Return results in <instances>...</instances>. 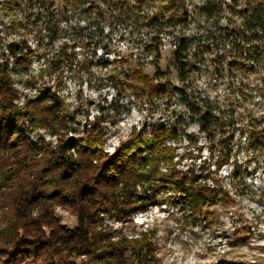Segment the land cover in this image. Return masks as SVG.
<instances>
[{"label": "trees", "instance_id": "16d2710c", "mask_svg": "<svg viewBox=\"0 0 264 264\" xmlns=\"http://www.w3.org/2000/svg\"><path fill=\"white\" fill-rule=\"evenodd\" d=\"M65 1L70 9L56 5V0H38L39 11L34 14L32 26L26 28L27 36L7 44L17 69H9V57L0 62V264H164L155 230L128 234L115 228V223H124L160 201H177L195 215H206L213 204L229 203L231 196L223 194L213 175L230 161L234 146L244 145L246 151L264 150V127L248 120L247 136L242 140L236 131L241 124L245 127V120L235 111L221 110L213 102L203 104V114L200 107L193 109L191 119L198 115L199 128L207 137L213 139L221 133L229 144H224L225 152L211 163L214 170L201 162L183 169V153L175 143L184 136L196 135L176 126L147 122L133 127L126 139L109 152L100 121L95 118L78 125L75 111L49 85L19 103L21 92L14 86L18 81L13 74L20 72L25 79L31 78L29 71L35 48L39 47L29 41L32 34L39 44L45 38L52 43L61 37L73 41L68 50L65 40L55 52L57 57L51 59L60 68L74 64L73 48L82 45L84 35L77 32L80 27L70 24L76 15L96 24V28L137 27L146 19L143 23L157 27L158 33L171 27L167 21L172 16H187L184 11L171 9L172 0L166 2V8L162 3L157 6V0H133L134 6L128 8L131 12L114 15L110 20L100 17L92 0ZM43 2H47L45 10ZM220 6L207 0L198 8L212 13ZM145 7L147 14L142 12ZM164 9L170 11L167 18ZM233 15L238 22L231 31V42L250 55L235 57L233 63L243 65V61L253 59L264 66V0H246L243 6L233 9ZM149 48L158 51L152 43ZM186 50L182 39L175 51L182 79L186 78ZM118 80L135 97L151 101L163 93L170 99L176 90L140 69L130 74V80ZM181 96L189 105L188 98ZM42 129L51 131L55 140L40 135ZM238 167H233L232 175L242 181V165ZM58 208L76 218L73 227L62 223Z\"/></svg>", "mask_w": 264, "mask_h": 264}, {"label": "rangeland", "instance_id": "374dc122", "mask_svg": "<svg viewBox=\"0 0 264 264\" xmlns=\"http://www.w3.org/2000/svg\"><path fill=\"white\" fill-rule=\"evenodd\" d=\"M168 1L154 3L157 6L162 3L166 8ZM206 1L172 0L171 9L184 11L187 16L185 19L172 16L167 21L171 27L164 33H158L157 27L145 25L146 19L137 27L131 24L96 28V24L76 15L70 24L78 25V34L84 36L82 45L73 48L74 64L66 67L56 68L51 59L57 57L55 52L65 40L68 50L73 41L61 37L52 43L45 38L39 44L32 34L29 41L39 47L35 48L37 52L29 71L31 78L25 79L20 72L13 74L18 81L14 86L21 92L18 102L22 103L25 96H34L40 87L49 85L51 91L58 92L75 111L78 125L95 118L100 121L109 152L126 139L133 127L139 128L147 122H166L196 135L174 142L180 154L183 153L180 167L185 169L200 162L208 167L217 155L225 152L224 144L229 143L223 140L225 135L221 133L213 139L207 137L199 128L198 115L191 119L192 110L200 107L203 114V104L213 102L221 110L235 111L237 117L240 115L245 120V127L241 124L236 131V136L242 135L244 140L248 120H252L254 126L264 127V66L257 65L253 59L243 61V65L232 60L250 56L245 48L241 50L231 42V31L238 22L233 9L243 6L246 0H211L221 5L212 13L198 8ZM92 2L100 17L107 20L118 14L126 16L131 12L128 8L134 6L133 0ZM55 3L71 8L65 0ZM46 5L47 2H43V10ZM37 6L38 0H0V62L9 57V42L27 36L26 28L35 21ZM164 10L166 18L169 17V9ZM148 11L145 7L142 12L147 14ZM182 39L187 46L185 79L181 78L175 59ZM151 43L157 46V52L149 48ZM9 60V69H17L12 58ZM138 69L176 88L174 97L169 99L164 93L154 101L135 97L118 78L130 80V74ZM181 94L184 99L188 98L189 105L182 101ZM39 133L55 140L49 130L42 129ZM231 155L230 161L213 175L223 194L228 192L231 196L229 203L213 204L207 208L206 215H195L177 201H160L124 223L116 222L115 228L128 234L155 230L159 256L164 264H264V150L246 151L244 145L234 146ZM235 165L238 168L242 165V181L232 175ZM211 170H214L213 165ZM57 214L67 227L76 224V218L67 211L58 208Z\"/></svg>", "mask_w": 264, "mask_h": 264}]
</instances>
